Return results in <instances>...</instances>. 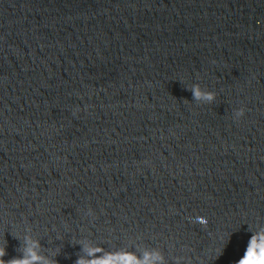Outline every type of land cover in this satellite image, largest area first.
<instances>
[{"label":"water","instance_id":"95a60500","mask_svg":"<svg viewBox=\"0 0 264 264\" xmlns=\"http://www.w3.org/2000/svg\"><path fill=\"white\" fill-rule=\"evenodd\" d=\"M260 227L264 0H0V264H243Z\"/></svg>","mask_w":264,"mask_h":264},{"label":"clouds","instance_id":"9594fccd","mask_svg":"<svg viewBox=\"0 0 264 264\" xmlns=\"http://www.w3.org/2000/svg\"><path fill=\"white\" fill-rule=\"evenodd\" d=\"M190 90L194 100L205 99L211 101L213 99L210 94H200L198 87L195 85ZM78 245H80V255L77 256L74 264H92L93 260H98L96 252L91 251V245L87 247L83 244ZM39 248V242L25 236L23 245L18 249L19 255L6 261L5 264H50L48 254L42 253ZM249 249H251V252H249ZM3 257L4 248H0V260ZM140 258L144 261V264H163L162 257L158 254L148 253L147 256L141 254ZM239 261H243V264H264V227L252 232Z\"/></svg>","mask_w":264,"mask_h":264}]
</instances>
